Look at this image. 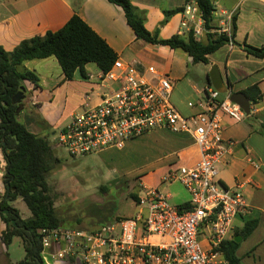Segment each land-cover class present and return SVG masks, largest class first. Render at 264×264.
<instances>
[{
  "label": "built area",
  "instance_id": "1",
  "mask_svg": "<svg viewBox=\"0 0 264 264\" xmlns=\"http://www.w3.org/2000/svg\"><path fill=\"white\" fill-rule=\"evenodd\" d=\"M181 35L205 34L196 4L183 12ZM203 25L195 24L196 17ZM101 93L55 135L57 146L72 157L122 150L135 139L155 131L191 136L199 151L192 167L181 166L162 183L180 182L190 201L170 204L171 196L143 186L133 218L113 220L92 230L41 228L45 264H227L221 250L234 238L235 223L248 205L242 193L224 186L218 165L230 155L234 141L224 136L223 119H246L241 107L211 85L190 116L172 101L174 81L155 67L118 59L108 72L91 76ZM225 95V97H224Z\"/></svg>",
  "mask_w": 264,
  "mask_h": 264
},
{
  "label": "crops",
  "instance_id": "2",
  "mask_svg": "<svg viewBox=\"0 0 264 264\" xmlns=\"http://www.w3.org/2000/svg\"><path fill=\"white\" fill-rule=\"evenodd\" d=\"M131 2L140 11L146 13L145 27L149 32L154 33L159 30L162 39L181 35L183 13L173 15L163 26L161 23L165 20V11L187 7L186 0H131ZM215 5L212 32L227 34L238 44L247 43L256 48L264 46V0H215ZM75 15L102 37L123 61L126 60L125 55L130 53L133 59L131 62H137L144 67L153 66L162 74L169 75L174 81L172 101L177 109L185 116L195 112L193 106L202 99V93L186 80L189 63H193L192 58L182 50L146 45L137 40L122 8L111 4L108 0H0V46L11 52L24 40L62 29ZM195 24L203 25L198 16ZM209 63L218 67L225 83L232 87V93L243 92L253 102L250 119L246 118L241 122H235L229 117L223 119L224 136L234 141V146L230 155L218 165V171L219 179L224 186L242 193L248 205L244 217L246 222L259 220L257 230H262L264 225V58L249 56L239 46L227 45L212 54ZM93 65L98 70L95 75L100 74L101 70L96 64ZM24 66L35 72L40 82L37 89L31 83H26L33 97L28 99V105L24 104L27 98L23 101V111L27 109V112L23 116L22 111L20 116L25 119L24 125L29 131L44 136L37 124L36 117L40 116L45 123H48L45 128L51 130L50 139L53 142L55 135L67 127L72 117L78 114L71 113L67 124L56 132V127L61 124L62 118L54 113L56 97L50 95L54 96L62 91L63 87H59L65 82V76L60 68L61 73L58 74L57 79L54 78V70L60 66L55 57L29 61ZM208 76L209 74L207 78ZM207 78L205 87L210 86ZM252 87H258L262 92L263 98L257 103H254L250 93H247ZM173 135L178 137L180 151L183 153L180 156L181 166L196 165L199 161V151L191 136ZM5 167L6 162L0 149L1 196L5 193L3 183ZM5 228L0 217V250L5 249L1 241Z\"/></svg>",
  "mask_w": 264,
  "mask_h": 264
},
{
  "label": "trees",
  "instance_id": "3",
  "mask_svg": "<svg viewBox=\"0 0 264 264\" xmlns=\"http://www.w3.org/2000/svg\"><path fill=\"white\" fill-rule=\"evenodd\" d=\"M108 1L122 8L137 40L146 45L182 50L195 64H209V57L227 45L239 46L249 56L264 58V46L256 48L247 43L238 44L227 34L212 32L215 0H186L187 5L196 4L202 13L205 40L196 39L193 30L185 35L162 39L159 30L151 33L146 29V13L136 8L131 0ZM185 8L165 11V20L161 26L173 15L183 13ZM50 57L57 59L65 81H72L78 71L83 78H89L86 70L89 64H96L102 72H108L119 59L109 44L77 15L62 29L24 40L11 52L0 46V149L6 162L3 175L5 193L0 195V217L6 228L1 241L8 248L15 237L22 239L26 256L18 264H45L38 231L45 227H61L55 208V196L47 182L51 164L59 163V160L54 158L50 137L29 131L21 121L19 105L13 102L18 94L24 100L30 95L27 82L35 89L39 88L38 75L27 69L25 63ZM207 81L210 85L208 78ZM247 93H250L254 103L263 98L258 87H252ZM36 119L38 125L45 124L40 116ZM19 198L31 211V218L22 219L20 211L13 206ZM133 198L137 201L139 199L137 195H133ZM259 224V220L246 222L242 229H235L234 238L222 244L221 250L227 264H242L238 256L241 244L235 239L238 236L243 240L249 238Z\"/></svg>",
  "mask_w": 264,
  "mask_h": 264
},
{
  "label": "rangeland",
  "instance_id": "4",
  "mask_svg": "<svg viewBox=\"0 0 264 264\" xmlns=\"http://www.w3.org/2000/svg\"><path fill=\"white\" fill-rule=\"evenodd\" d=\"M125 59L132 63L130 53L125 55ZM189 64L186 80L201 91L203 97V91L207 87V75L215 65ZM94 66L91 64L86 68L89 78H83L78 71L72 81L60 84L59 88L63 87L60 93L54 96L48 93L51 97H56L54 113L62 118L56 132L67 124L71 113H81L86 103L97 102L101 90L99 91L97 80L90 79L93 76L91 74L98 73ZM60 68L58 66L54 70L55 79L61 73ZM29 94L24 103L26 105L28 99L33 97L31 92ZM26 112L27 109L23 111V116ZM23 119L21 121L25 124ZM46 125L47 122L38 127L44 136L51 137V130L45 128ZM52 145L54 158L59 163L51 164L47 182L55 196V208L63 228L86 231L113 220L133 218L139 210L133 195L141 196L144 185L159 189L164 195H171L170 204L174 206H180L191 199L180 182L162 183L168 173L178 171L181 167L180 156L183 153L180 151L178 137L171 133L153 132L130 141L122 150L110 149L79 157H72L64 147L57 146L54 139ZM13 206L20 211L22 219L32 217L31 211L21 198ZM246 221L238 220L235 223L236 228L242 229ZM240 244L238 256L242 264H264V225L262 230L259 229L249 238L242 239ZM0 252V264H18L26 256L20 237H15L12 244Z\"/></svg>",
  "mask_w": 264,
  "mask_h": 264
},
{
  "label": "water",
  "instance_id": "5",
  "mask_svg": "<svg viewBox=\"0 0 264 264\" xmlns=\"http://www.w3.org/2000/svg\"><path fill=\"white\" fill-rule=\"evenodd\" d=\"M208 80L210 82V85H212V87L217 90L218 92H220L221 94H226V95H230V100L239 105L241 107V109L244 111L246 118H249L251 115V106L253 104V102L250 100V98L243 92H237V93H232V87L230 85H228L227 83H225L221 72L219 71V69L215 66L213 68V70L209 73L208 76ZM23 101L24 98L21 94H18L17 96H15L13 98V102L15 104L19 105V109H18V113L20 114L23 109H24V105H23ZM242 240V237L238 236L236 237L235 241L237 243H240Z\"/></svg>",
  "mask_w": 264,
  "mask_h": 264
}]
</instances>
